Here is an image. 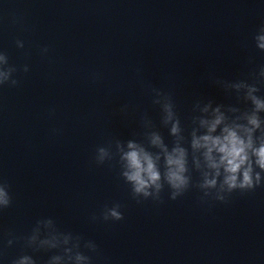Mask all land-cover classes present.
<instances>
[{
    "label": "clouds",
    "instance_id": "9594fccd",
    "mask_svg": "<svg viewBox=\"0 0 264 264\" xmlns=\"http://www.w3.org/2000/svg\"><path fill=\"white\" fill-rule=\"evenodd\" d=\"M252 40L255 49L264 53V22L256 29ZM15 43L17 48L24 49L23 40L17 39ZM49 50L48 46H43L40 48V54L46 56ZM249 63H254V59L250 58ZM29 70L27 64L18 68L10 63L8 53L0 51V89L18 87V72L28 73ZM137 72L139 74L140 70ZM97 78L98 74H94L93 79ZM140 83L151 96L152 104L159 107L160 124L168 129L169 136L173 138L171 147L165 142L153 120L145 113L140 117L142 140H109L106 145L98 146L93 156L96 165H104L118 157L120 177L137 204L148 200L164 203L162 193L166 188L168 199L173 201L182 197L190 188L196 187L202 193L201 203L216 201L227 204L234 192H250L264 187V138L254 136L257 130L264 133V119L260 116V113L264 112V94H261L264 89V64L258 65L247 78L215 80L226 92H234L238 100L250 105L243 112L250 127L243 124H225L219 135L212 133H215L217 127L225 120L220 112L221 107L225 105L215 104V118L211 121L202 120L199 118L201 106L207 111L214 103L212 100L206 103L197 100L193 112L198 114L192 116L188 139L184 135L185 129L176 110L173 94L146 84L142 79ZM126 110L127 105L122 108V111ZM54 111L50 109L49 115H53ZM197 120L202 127L206 126V134L197 135L193 126ZM185 143L188 147H185ZM200 150H203V166L194 155ZM252 157H255L259 171L254 169ZM193 160L195 167L192 166ZM193 168L199 173V180L195 184L191 174ZM12 204L11 185L6 179L0 178V212L10 208ZM121 209L119 202H113L111 206L105 205L99 216L93 215L91 220L122 221L124 213ZM7 236L10 237L6 242L9 247L22 240L23 247L33 252H53L45 264H94V257L100 255L99 246L94 240H86L79 234L61 231L50 217L38 219L26 236L17 237L10 231ZM10 264H37V260L33 255L23 252L13 258Z\"/></svg>",
    "mask_w": 264,
    "mask_h": 264
}]
</instances>
